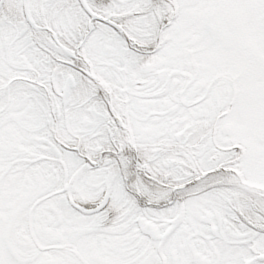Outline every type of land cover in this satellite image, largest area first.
<instances>
[{
	"label": "snow or ice",
	"instance_id": "obj_1",
	"mask_svg": "<svg viewBox=\"0 0 264 264\" xmlns=\"http://www.w3.org/2000/svg\"><path fill=\"white\" fill-rule=\"evenodd\" d=\"M0 264H264V0H0Z\"/></svg>",
	"mask_w": 264,
	"mask_h": 264
}]
</instances>
